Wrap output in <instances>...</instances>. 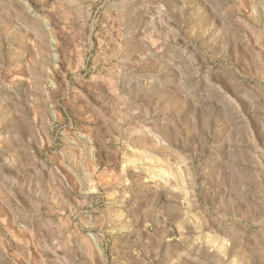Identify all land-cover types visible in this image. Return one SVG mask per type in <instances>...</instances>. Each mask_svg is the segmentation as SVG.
I'll return each instance as SVG.
<instances>
[{"label": "rangeland", "instance_id": "obj_1", "mask_svg": "<svg viewBox=\"0 0 264 264\" xmlns=\"http://www.w3.org/2000/svg\"><path fill=\"white\" fill-rule=\"evenodd\" d=\"M0 264H264V0H0Z\"/></svg>", "mask_w": 264, "mask_h": 264}, {"label": "bare ground", "instance_id": "obj_2", "mask_svg": "<svg viewBox=\"0 0 264 264\" xmlns=\"http://www.w3.org/2000/svg\"><path fill=\"white\" fill-rule=\"evenodd\" d=\"M161 175H163V174H161Z\"/></svg>", "mask_w": 264, "mask_h": 264}]
</instances>
